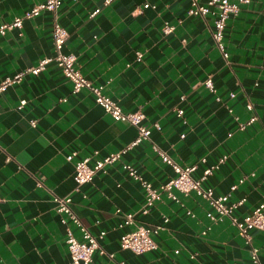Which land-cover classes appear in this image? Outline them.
<instances>
[{
    "label": "crops",
    "instance_id": "crops-1",
    "mask_svg": "<svg viewBox=\"0 0 264 264\" xmlns=\"http://www.w3.org/2000/svg\"><path fill=\"white\" fill-rule=\"evenodd\" d=\"M42 1L0 0V24ZM187 8L188 0H62L59 20L68 32L63 50L74 53L82 73L105 84L124 110L141 109L145 121L160 128L152 125L151 140L133 145L76 187L66 154L76 149L77 157L90 155L92 163L129 143L136 127L113 119L88 90L72 92L54 62L0 91V264H68L66 226L79 233L70 219L62 221L54 194L71 198L92 233L105 231L99 238L104 251H95L91 264H250V245L228 219L201 233L210 208L205 199L177 192L175 201L163 192L143 213V187L122 167L132 164L159 187L173 172L151 141L179 163H195L194 177L227 154L202 183L214 195L231 191L229 201L244 197L233 209L237 216L264 201V0L241 4L228 19L226 58L211 38L212 15L192 16ZM166 23L174 26L171 33L163 32ZM51 32V15L42 11L0 35V80L53 54ZM208 76L213 91L203 83ZM21 98L26 103L18 107ZM248 100L253 110L246 109ZM252 112L257 118L239 129L234 115L242 120ZM127 211L140 223L162 226L153 234L155 249L120 247L121 233L134 227L120 225ZM250 232L264 264V230Z\"/></svg>",
    "mask_w": 264,
    "mask_h": 264
},
{
    "label": "built area",
    "instance_id": "built-area-1",
    "mask_svg": "<svg viewBox=\"0 0 264 264\" xmlns=\"http://www.w3.org/2000/svg\"><path fill=\"white\" fill-rule=\"evenodd\" d=\"M249 1L250 0H205L202 2L201 0H188L187 13L202 18H205L207 15H212L213 28L211 30V38L216 48L219 49L222 56L226 58L228 52L223 41L226 23L231 16L239 12L241 4H246ZM105 2H110V0H105ZM61 3L62 0H43L31 9L24 11L22 15L16 16L11 22L0 24V35H4L13 28H21L24 19L33 18L42 11H46L51 15V34L54 50L53 54L38 59L36 64L12 75L3 77L0 80V91L6 89L8 85L19 81L24 73L30 72L32 74H37L46 67L47 63L54 62L62 70L64 76L71 82L72 92H78L82 89L88 90L93 94L95 102L98 103L106 113L110 114L113 119L125 120L136 127L137 134L129 143L116 151H110L102 156H97L92 163H90V155L77 157L76 149H72L66 154L68 160H73V178L76 187H79L84 183L90 182L97 170L103 169L106 165L118 160L121 154L126 152L133 145L144 140H151L150 133L152 125L156 128H160V125L157 122H154L152 125L148 124L145 121V113L141 109L124 110L116 99L105 92V84H94L91 79L82 73L76 66V56L74 53L63 50L68 32L59 20V8ZM147 5L148 4H145L144 6ZM98 11V9L94 10L91 12L90 16H94ZM173 29L174 26L172 24L166 23L163 32L168 34L171 33ZM137 55L140 56L141 53L138 52ZM203 83L209 90H214L212 77H206ZM229 95L233 96L234 93L231 91ZM216 98L220 99V96L217 95ZM25 103L26 99L21 98L18 107H22ZM245 107L248 110H253L254 108L253 103L249 100L246 101ZM177 113L181 115L183 110L178 108ZM234 118L238 122L239 129H246L257 118V115L255 112H252L247 118L241 120L240 116L235 114ZM35 122V119H30L31 124H35ZM181 135L183 136L184 134L182 133ZM151 146L161 157L162 161L171 167L173 172V174L162 182L159 187L153 186L132 164L122 162V167L127 174L139 180L143 187L144 201L140 208L141 211L147 213L153 206L155 200L159 199L163 192H166L167 195L175 201H180L177 192L183 195L194 192L197 196L205 199L210 205V208L205 211L208 223L202 228L201 233H207L213 223L228 219L237 229V233L250 245V264H263L259 257L258 247L251 243L252 236L250 231L252 229L264 230V201L257 204L250 212L242 216H237L233 213V209L237 204L244 201V197L229 201L231 191L214 195L212 187L205 186L202 183V180L211 173L214 168H217L219 163L226 159L227 154L222 155L217 162L207 165L201 176L194 177L192 172L196 167L195 163L181 164L153 141H151ZM97 154L98 151L94 150L93 155ZM202 160L205 159L202 158ZM239 180L242 181L243 179ZM236 186L237 183L232 184L231 189H234ZM52 199L55 202L56 209L63 213L62 221L66 222L67 219H70L79 233V236H77L71 225L66 226L65 242L69 251L68 264H91L94 252L104 251L100 245L99 238L103 237L105 231L102 230L97 234L92 233L79 215L72 209L70 197L54 194ZM116 210L119 211L120 209L117 208ZM187 213L191 216L195 215L190 209L187 210ZM122 216L120 225L133 224L134 227L121 233L119 239L121 248L129 249L134 253H141L155 249L158 246L153 234L158 232L159 228L162 227L161 225L151 227L140 223L136 221L132 211H127ZM164 220H167V217H165ZM175 251H178V249H175ZM108 255L113 257V253H108ZM117 264H123V261L120 260Z\"/></svg>",
    "mask_w": 264,
    "mask_h": 264
}]
</instances>
